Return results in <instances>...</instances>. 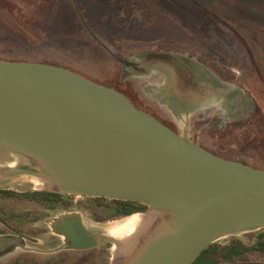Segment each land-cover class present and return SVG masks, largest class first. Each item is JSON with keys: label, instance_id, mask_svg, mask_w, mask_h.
I'll return each instance as SVG.
<instances>
[{"label": "water", "instance_id": "obj_1", "mask_svg": "<svg viewBox=\"0 0 264 264\" xmlns=\"http://www.w3.org/2000/svg\"><path fill=\"white\" fill-rule=\"evenodd\" d=\"M0 148L19 158L0 167V186L21 177L49 192L146 206L147 221L123 245L61 214L53 253L116 245L110 264H192L210 244L264 229V169L227 159L182 136L121 91L58 65L0 58Z\"/></svg>", "mask_w": 264, "mask_h": 264}, {"label": "rangeland", "instance_id": "obj_2", "mask_svg": "<svg viewBox=\"0 0 264 264\" xmlns=\"http://www.w3.org/2000/svg\"><path fill=\"white\" fill-rule=\"evenodd\" d=\"M76 4L91 8L92 16L95 14L98 21L116 32L106 36L103 47L82 28ZM91 21L94 22L93 17ZM0 53L28 61L54 60L48 63L94 81L106 80L114 86L122 69L116 56L142 61L155 55L152 63L156 66L169 63L193 74L196 84L212 91L204 94L209 97L207 108L189 115L193 112L190 107L177 103L172 96L167 99L177 116L187 113L185 122L196 129L193 139L211 151L264 169V0H0ZM131 80L142 91L146 86L158 85L161 77L155 72ZM215 106L220 108L217 113ZM17 163L19 158L15 154L0 148V167ZM0 188L18 193L47 191L20 180ZM72 201L74 206L67 212L81 216L92 232L112 239L115 238L109 229L134 215L98 224L83 209L84 196H76ZM0 208L19 214L36 211L37 207L10 199L0 202ZM38 212L43 221L28 228L32 234H46L38 236V243L31 245L43 248L49 237L55 239L52 245L62 244L61 237H53L51 225L65 211ZM16 226L26 228L23 224ZM233 236L246 241L242 234ZM227 238L220 241L224 243ZM104 244V240L99 241V246ZM110 246L111 261L115 249L111 242ZM22 252L13 248L3 253L0 264H8ZM34 255L38 259L46 257ZM73 255L64 251L55 256Z\"/></svg>", "mask_w": 264, "mask_h": 264}, {"label": "trees", "instance_id": "obj_3", "mask_svg": "<svg viewBox=\"0 0 264 264\" xmlns=\"http://www.w3.org/2000/svg\"><path fill=\"white\" fill-rule=\"evenodd\" d=\"M76 9L79 12L78 16L81 20L82 28H84L87 34L92 37L95 40V43L99 46L103 47L105 45L102 41H107L106 36L116 34V32H111L103 22L98 21L95 14V17L92 16L90 14L91 8L88 6L84 4H76ZM99 11L103 12L104 10L99 9ZM90 16L93 17L94 22L91 21ZM0 57L13 61H28V59L21 56L9 57L2 53H0ZM116 58L118 59L117 56ZM32 60L38 62H44L47 60V63L54 61L48 59ZM95 81L120 91L116 86L110 84L106 80L99 79ZM130 100L136 107L147 111V105H141L134 99ZM254 108H256L255 105ZM148 112L150 113V111ZM211 152L227 159L237 160L245 162L251 166H256L243 159L227 157L220 153H216L215 151ZM84 198L86 201L82 203V207L89 211L92 219L96 222L115 220L146 209L145 205L133 201L115 200L105 197L84 196ZM10 199L34 203L37 208L36 211H26L19 214L14 213L12 210L0 208V235L3 236H6L7 232H10L11 229L14 230L17 228L16 225H22L24 221L31 222L40 219L41 215H39L38 210L47 211L49 209H68L74 206L73 203L67 199V195L55 192L37 191L18 193L0 188V202H6ZM242 235L245 236L246 241L236 236H229L224 243L219 240L208 245L192 264H264V229L242 233ZM106 245L109 246V243H106ZM63 252L64 251L58 253L61 254ZM56 254L57 253L48 255L44 259H38L34 253L22 252V254L12 259L8 264H93L94 260L99 257L96 249L74 252V260L71 257L65 256L58 258L55 256Z\"/></svg>", "mask_w": 264, "mask_h": 264}, {"label": "flooded vegetation", "instance_id": "obj_4", "mask_svg": "<svg viewBox=\"0 0 264 264\" xmlns=\"http://www.w3.org/2000/svg\"><path fill=\"white\" fill-rule=\"evenodd\" d=\"M118 57V56H117ZM166 57V56H164ZM156 58L155 55L149 56L148 59L142 60V61H132L129 58H120L118 57V61L121 65V77L120 80L118 81V84L116 87L122 91V93H125L127 97L130 99H134L136 102H139V104H145L147 105V111H150L152 115L157 117L160 121H162L164 124L169 126L171 129H173L175 132L182 136H186L188 139L191 141L197 142L203 147H206L203 143L198 141L197 139H193V131L196 130L194 129L193 125H190L189 123L185 122L184 116L187 114H182V116H177L175 114V111L171 109V103L168 101V97L172 96L174 101L177 103H182L183 105L190 107L193 112L188 113L189 114H194L195 112H200L203 109L207 108V99L209 97L205 95H209L208 92L212 93L210 89L207 88H202L200 85L196 84L195 76L193 74H190L189 72H185L181 69H175L173 68L169 63H166L162 66L158 65L156 66L152 61ZM169 59L170 57H166ZM159 59V58H158ZM153 70V71H152ZM158 73L161 77V81L159 82L158 85H151V86H146L142 91H139L135 85H133V82H131L133 78H140L143 76H148L153 74V73ZM119 87H122L121 89ZM148 89V90H146ZM160 89V90H159ZM142 92V94H140ZM206 93V94H205ZM205 94V95H204ZM221 96H219V99ZM222 101V99H220ZM206 105V106H205ZM236 105V104H235ZM241 107L244 106V103H240ZM236 107V106H234ZM216 109L214 112L217 113L218 109L216 106L214 107ZM245 109V108H243ZM234 110V108H233ZM236 110V109H235ZM241 115H243V110L240 111ZM215 114V113H214ZM198 115H202L199 114ZM191 136V137H190ZM207 148V147H206ZM76 197V195H67V199L74 204L72 201L73 198ZM73 208V207H72ZM72 208L68 209H62L65 211L64 214H70L67 212V210H70ZM58 209H49L47 211H56ZM145 211V210H144ZM144 211H139L135 213H143ZM133 213V214H135ZM73 214V213H71ZM132 215V214H131ZM129 216V215H128ZM81 217V216H80ZM126 217V216H124ZM123 218V217H120ZM82 219V217H81ZM39 221H43V219H37L35 221H24L23 227L26 226V228H15L14 230H10V234L6 235L9 237H14L19 239L22 244L26 248H35L39 250H50L54 249L62 244L58 245H52L53 241L55 240L52 237H49L48 245H46L43 248L36 247L31 244H37L38 243V236L45 235L46 233H41L39 234H32L28 228L30 224H35L38 223ZM83 221V219H82ZM113 221V220H112ZM96 222V221H95ZM106 222H96L98 224H104ZM84 223V221H83ZM85 225V224H84ZM86 226V225H85ZM87 227V226H86ZM88 228V227H87ZM89 229V228H88ZM90 230V229H89ZM52 231V228H51ZM91 231V230H90ZM53 237L58 236L63 239L62 236L55 234L52 232ZM104 240L105 243H109V246L104 244V246H99V241ZM98 240L97 245L94 248L87 249V250H73V249H63L61 251H71L77 252V251H88V250H93L96 249L97 255L99 257L94 260L93 264H110V256H108V251L110 250V241L106 239H100ZM64 242V239H63ZM51 244V245H50ZM18 249H21L23 252L26 253H34V254H40L43 256H48L51 254H55L58 252H53V253H46V252H39L35 250H29V249H22L20 247H15ZM75 255V254H74ZM74 255H73V260H74ZM72 260V261H73ZM71 262V260H70Z\"/></svg>", "mask_w": 264, "mask_h": 264}, {"label": "bare ground", "instance_id": "obj_5", "mask_svg": "<svg viewBox=\"0 0 264 264\" xmlns=\"http://www.w3.org/2000/svg\"><path fill=\"white\" fill-rule=\"evenodd\" d=\"M18 180L22 182H31L37 188L46 187V185L41 180L34 177L25 176L19 178ZM147 218H148L147 215L142 213L134 214L125 222H121L112 226L109 229V234L113 236L116 241L125 245L135 238V236L138 234V232L142 229V227L146 223ZM114 249L116 250V245H114Z\"/></svg>", "mask_w": 264, "mask_h": 264}]
</instances>
